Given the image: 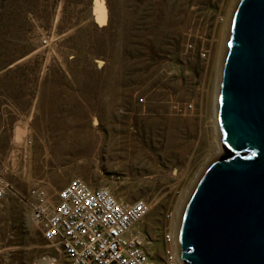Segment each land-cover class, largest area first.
<instances>
[{"label": "rangeland", "instance_id": "374dc122", "mask_svg": "<svg viewBox=\"0 0 264 264\" xmlns=\"http://www.w3.org/2000/svg\"><path fill=\"white\" fill-rule=\"evenodd\" d=\"M238 1L0 0V264H63L27 198L39 187L54 205L75 178L145 200L138 228L162 260L223 153L217 95Z\"/></svg>", "mask_w": 264, "mask_h": 264}, {"label": "water", "instance_id": "95a60500", "mask_svg": "<svg viewBox=\"0 0 264 264\" xmlns=\"http://www.w3.org/2000/svg\"><path fill=\"white\" fill-rule=\"evenodd\" d=\"M216 120L223 150L198 177L177 232L181 264H264V0H239Z\"/></svg>", "mask_w": 264, "mask_h": 264}, {"label": "built area", "instance_id": "2783aa9c", "mask_svg": "<svg viewBox=\"0 0 264 264\" xmlns=\"http://www.w3.org/2000/svg\"><path fill=\"white\" fill-rule=\"evenodd\" d=\"M201 56L207 58L208 51L202 49ZM6 188L0 187V197ZM57 197L51 205L37 187L27 199L32 218L42 225L45 239L63 257V264H181L173 232L164 235L163 258L155 260L152 240L138 228L150 211L145 200L123 203L108 188H93L81 178L69 182ZM60 260L52 254L47 262Z\"/></svg>", "mask_w": 264, "mask_h": 264}, {"label": "bare ground", "instance_id": "6f19581e", "mask_svg": "<svg viewBox=\"0 0 264 264\" xmlns=\"http://www.w3.org/2000/svg\"><path fill=\"white\" fill-rule=\"evenodd\" d=\"M83 139L85 140L84 142H85V145L84 146H82V149L84 150L83 152L85 153V152H87L88 153V151L90 152L91 150H93L94 149V146H92V145H90L89 144V142L92 140V141H94V142H91V143H95L96 142V138L95 137H91L90 135L89 136H84L83 137ZM75 146V145H74ZM73 146V147H74ZM73 147H71V148H73ZM78 148V147H77ZM80 150V149H79ZM71 151V150H70ZM86 155V154H85ZM217 156V155H216ZM181 210L183 209V208H180ZM181 212V211H180ZM180 214H179V217L177 216L176 217V219H178V221H177V228H178V224L180 223ZM177 228H175V230L173 231L174 233V235H175V237H177V231H176V229Z\"/></svg>", "mask_w": 264, "mask_h": 264}]
</instances>
